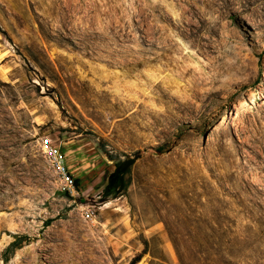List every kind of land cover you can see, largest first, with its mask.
<instances>
[{
	"label": "rangeland",
	"instance_id": "rangeland-1",
	"mask_svg": "<svg viewBox=\"0 0 264 264\" xmlns=\"http://www.w3.org/2000/svg\"><path fill=\"white\" fill-rule=\"evenodd\" d=\"M0 264H264V0H0Z\"/></svg>",
	"mask_w": 264,
	"mask_h": 264
},
{
	"label": "built area",
	"instance_id": "built-area-1",
	"mask_svg": "<svg viewBox=\"0 0 264 264\" xmlns=\"http://www.w3.org/2000/svg\"><path fill=\"white\" fill-rule=\"evenodd\" d=\"M40 150L57 175L60 182V190L63 192L74 193L77 189V183L70 166L67 153L50 136H43L39 140ZM94 213L86 211V218H92Z\"/></svg>",
	"mask_w": 264,
	"mask_h": 264
},
{
	"label": "trees",
	"instance_id": "trees-1",
	"mask_svg": "<svg viewBox=\"0 0 264 264\" xmlns=\"http://www.w3.org/2000/svg\"><path fill=\"white\" fill-rule=\"evenodd\" d=\"M137 157L128 155L124 159H119L115 162V169L110 173L107 183L103 189L104 199H114L121 196L129 186L131 180L132 167L135 164ZM78 185V181L76 180ZM27 236H17L21 239ZM20 243L17 240L13 241L6 249V252L19 248ZM8 259V258H7ZM138 259H135V263Z\"/></svg>",
	"mask_w": 264,
	"mask_h": 264
},
{
	"label": "bare ground",
	"instance_id": "bare-ground-1",
	"mask_svg": "<svg viewBox=\"0 0 264 264\" xmlns=\"http://www.w3.org/2000/svg\"><path fill=\"white\" fill-rule=\"evenodd\" d=\"M247 1H253V0H247ZM176 16H178V14L176 15ZM189 55V54H188ZM190 57V56H189ZM193 57H191L190 59H192ZM150 78V77H149ZM155 79V78H154ZM151 80V79H150ZM152 80H153V78H152ZM154 81V80H153ZM173 81V80H172ZM176 81V80H175ZM165 82V81H164ZM163 81H162V83H164ZM177 82V81H176ZM175 83V82H174ZM168 84V83H167ZM165 85V84H164ZM171 85V84H170ZM166 86V85H165ZM169 87V86H168ZM174 88H175V85L173 86ZM176 87H177V85H176ZM180 87V86H179ZM166 88V87H165ZM174 88L172 89V91H174ZM178 90H179V88H177ZM181 89V88H180ZM170 89H168V91H169ZM176 90V89H175ZM178 90H176V91H178ZM171 91V90H170ZM171 91V92H172ZM181 91V90H180ZM170 92V93H171ZM174 93V92H173ZM172 93V94H173ZM180 93V92H179ZM174 95V94H173ZM180 95H181V93H180ZM125 107V106H124ZM168 116V115H167ZM160 118V117H159ZM171 119V118H170ZM162 120V119H161Z\"/></svg>",
	"mask_w": 264,
	"mask_h": 264
}]
</instances>
